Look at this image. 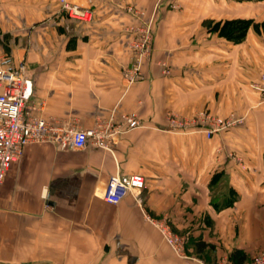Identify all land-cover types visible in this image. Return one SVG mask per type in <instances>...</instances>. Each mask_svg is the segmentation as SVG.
Here are the masks:
<instances>
[{"label":"crops","instance_id":"crops-1","mask_svg":"<svg viewBox=\"0 0 264 264\" xmlns=\"http://www.w3.org/2000/svg\"><path fill=\"white\" fill-rule=\"evenodd\" d=\"M0 0V53L31 81L28 114L50 123L121 131L61 149L27 145L0 184V264H246L264 249V0H167L144 77L123 76L131 43L155 0ZM247 21L234 42L219 33ZM164 67L169 68L163 74ZM208 109L238 123L211 137L171 130L169 111ZM145 187L116 203L101 191L115 173ZM185 236L176 254L146 217Z\"/></svg>","mask_w":264,"mask_h":264},{"label":"built area","instance_id":"built-area-1","mask_svg":"<svg viewBox=\"0 0 264 264\" xmlns=\"http://www.w3.org/2000/svg\"><path fill=\"white\" fill-rule=\"evenodd\" d=\"M66 14L76 20H90L91 13L77 3L68 0H58ZM167 0H157V5L166 3ZM151 25L144 33L139 35L138 40H133L131 47L137 52L134 55L132 74L125 76L134 81L144 56L151 50L152 41ZM262 82L253 84L261 92L259 103L264 106V73ZM31 92V81L22 63L15 64L10 55L0 53V184L5 179L13 163L23 155L24 149L31 143L54 142L61 149L68 147L74 149L84 148L89 141L103 149L111 148V136L139 127L140 120L134 114L125 115L126 128L121 131H107L98 127L80 128L76 126L56 125L46 121L37 115L28 114L26 102ZM211 117L206 116L205 121ZM233 123L232 120L211 118L208 127L204 128L207 136L226 129ZM145 187V179L137 173H115L109 177L101 191L104 201L116 203L127 195L136 196ZM157 228L166 244L178 255H184L185 236L177 234L166 223L154 221L146 217ZM246 264H264V249L255 254L251 261Z\"/></svg>","mask_w":264,"mask_h":264},{"label":"rangeland","instance_id":"rangeland-1","mask_svg":"<svg viewBox=\"0 0 264 264\" xmlns=\"http://www.w3.org/2000/svg\"><path fill=\"white\" fill-rule=\"evenodd\" d=\"M156 1L157 0H155L153 5H152V13H151L152 14V17H151V29H152L151 50L149 52H147V55L143 57L140 65L138 66V70L136 71V74L134 76V78H135L134 81H139V80H141L144 77L143 65L152 56L154 31H155V26H157V23H158L159 13L162 11V8L164 6L173 5L172 3L170 4L169 2L167 4L164 3V4H161V5H157ZM138 38H139V36L135 37L134 40H138ZM136 54H137V52L135 50H133L131 61H130L129 65L126 66V68L123 70V76H125L127 73L133 75V72H131V71H132V67L134 65V59H135L134 55H136ZM168 73H169V68L168 67H164L163 74H168ZM263 73H264V70L260 74L259 79L257 80V82H255V83L253 82L252 83V87H253V84H258V83L262 82V80H263L262 79V74ZM253 88L256 89L255 87H253ZM257 91H259V90H257ZM260 97H261V94L259 96V101H260ZM259 104H261V103H259ZM206 116H209L211 118L228 119V120H232L233 121V123L230 126H228L226 129L217 131L214 134L220 133L222 131H226L227 129H229L230 127H232L236 123H238L239 120H240L239 117H236V116H234L232 114L226 115V116H221V115L213 113L210 110L205 109V108L197 109V110L193 111V113L188 114V115L180 114V113L174 112V111H169L165 115V120H166V123H167L168 127L171 130L182 131V132H185V133H191V132H195V131H200L203 134H205L206 137H211V136H207V134L204 131V128L208 127V124L211 121V118L208 121H205V117Z\"/></svg>","mask_w":264,"mask_h":264},{"label":"trees","instance_id":"trees-1","mask_svg":"<svg viewBox=\"0 0 264 264\" xmlns=\"http://www.w3.org/2000/svg\"><path fill=\"white\" fill-rule=\"evenodd\" d=\"M247 21H230L227 24L222 25L221 27L216 24L214 28H219V33L225 35L230 40L237 42L239 41L247 28Z\"/></svg>","mask_w":264,"mask_h":264}]
</instances>
